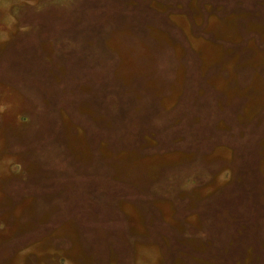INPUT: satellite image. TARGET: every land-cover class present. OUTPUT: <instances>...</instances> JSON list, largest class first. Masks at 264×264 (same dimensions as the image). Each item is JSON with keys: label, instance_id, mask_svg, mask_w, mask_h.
Instances as JSON below:
<instances>
[{"label": "rangeland", "instance_id": "1", "mask_svg": "<svg viewBox=\"0 0 264 264\" xmlns=\"http://www.w3.org/2000/svg\"><path fill=\"white\" fill-rule=\"evenodd\" d=\"M0 264H264V0H0Z\"/></svg>", "mask_w": 264, "mask_h": 264}, {"label": "flooded vegetation", "instance_id": "2", "mask_svg": "<svg viewBox=\"0 0 264 264\" xmlns=\"http://www.w3.org/2000/svg\"><path fill=\"white\" fill-rule=\"evenodd\" d=\"M215 13H217V14H219L221 11H223L222 9H220V10H213ZM199 13H201V15H202V17L203 18H209L210 17V15L208 14V11L206 10V9H202L201 8V10H199ZM204 27H205V25H204ZM47 60H49V59H47ZM47 62V61H46ZM16 89V88H15ZM222 97V96H221ZM237 102L240 104L239 105V109H240V112H241V108L242 107H244V105L245 104H243L244 102H243V100H241V99H238L237 100ZM243 102V103H242ZM224 125H226L225 123H223ZM237 125L239 126V127H241V128H245L244 126H248V125H245V123H241L239 120L237 121Z\"/></svg>", "mask_w": 264, "mask_h": 264}]
</instances>
